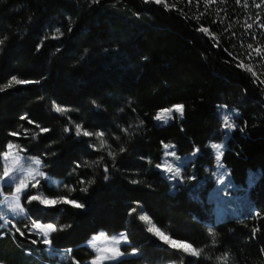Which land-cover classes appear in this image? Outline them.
<instances>
[{
    "label": "trees",
    "instance_id": "trees-1",
    "mask_svg": "<svg viewBox=\"0 0 264 264\" xmlns=\"http://www.w3.org/2000/svg\"><path fill=\"white\" fill-rule=\"evenodd\" d=\"M260 1L246 34L234 22L244 9L233 0L220 13L150 0H0V176L8 145L20 143L60 182L40 194L83 205L45 210L32 194L22 197L30 221L56 226L53 251H70L54 262L92 260L83 245L101 231L123 233L121 252L136 253L111 264H264V84L237 62L249 45L264 50ZM13 78L30 83L7 87ZM53 103L67 110L58 113ZM178 105L182 116L155 122ZM221 106L238 111L228 132ZM77 125L93 135L77 136ZM33 133L35 140L24 139ZM223 141L221 162L250 204L215 224L207 200L215 185L205 178L215 163L210 144ZM169 143L179 156L196 153L184 183L157 170ZM190 172L204 183L195 197ZM141 215L198 255L160 245ZM42 250L6 233L0 264L51 263Z\"/></svg>",
    "mask_w": 264,
    "mask_h": 264
},
{
    "label": "rangeland",
    "instance_id": "rangeland-1",
    "mask_svg": "<svg viewBox=\"0 0 264 264\" xmlns=\"http://www.w3.org/2000/svg\"><path fill=\"white\" fill-rule=\"evenodd\" d=\"M150 1L154 2V0ZM229 1L230 0H161L160 4H163L165 8L170 9L176 7L177 4L186 3L193 5L194 9H210L216 10L217 13H220L228 9L227 4ZM233 1H235L234 9H244V16L241 19L235 18L234 22L238 21L240 29L243 32H246V34H249V31L252 29L254 24L257 25L256 20H254V15L250 9L261 7L262 1ZM256 49L257 48L253 45H251V47H247L242 58L237 59V62L243 71L249 73L255 78L257 82L264 84V50L259 48L260 52L257 53ZM175 107L168 109H174ZM168 109L161 110L157 113V115L161 116L160 120L155 119V122L158 125H168L173 121L175 115H180V113L177 112L169 113L167 112ZM234 110L227 109L226 106H221L220 108L222 124L226 132L230 131L235 114L238 113L236 109ZM28 135L25 136L24 139L32 141L35 140V133L30 134L29 136ZM225 141L222 143L210 144V147L214 151L215 163L212 169H206V181H213L215 185L207 199L208 201L213 202L214 205L215 224L228 214H239L250 204L248 195L244 196V194L241 192V186H238L232 181L228 170L221 162V153L224 149ZM163 151L164 155L161 164L157 166V170L163 172L173 184L184 183V166L190 161L194 160L196 153L179 156L176 152L175 146L170 143L163 145ZM36 159L40 158L30 155L27 148L17 142L9 144L6 152L3 155L2 160L4 173L0 176V229L5 231V233L0 235V238L4 237L6 233L10 235L18 234L24 239L37 243L43 247V254L47 257V259L52 261L48 264H59L54 262L55 259L61 262L66 261L67 255L70 253V251H53L49 241V237L53 232L47 230V224L39 223L41 227L36 228L34 226L36 223L29 220L21 201L22 197L29 193L32 195H37L41 198L50 199L40 194L39 191H41V187L46 185L53 186L54 188L58 189L60 186L59 181L51 179L43 173L42 162L40 165H36ZM253 177L254 174L249 176V182H252ZM187 183V186L190 187V191L193 193L194 197L197 194V190L202 186V184L204 185L203 180L197 179L191 172L187 176ZM33 184H36V187H33ZM17 188H21V191L17 192ZM37 202L39 203V200H37ZM17 204H19L18 208L15 207ZM40 206L45 210L51 209L45 208L43 205ZM21 209H23V211H21ZM143 222L147 225L148 229L156 228L149 221ZM150 234L152 238L160 245L172 248L170 245L164 244V242L160 240V238L153 232H150ZM96 236H100L101 239L96 240ZM45 241H47V243H45ZM126 243V238L123 233L114 236H107L104 232L100 231L96 235L91 236L90 239L84 244L86 249L93 253L94 258L83 264H92V261L100 256L105 257V259H103L100 264H111L119 261L122 258L136 256V253L124 255L121 252V247ZM93 244H95V248L91 247ZM109 249L112 251H107ZM177 250L183 252L182 249ZM27 254H30V252L27 251ZM185 254L192 256L190 253Z\"/></svg>",
    "mask_w": 264,
    "mask_h": 264
},
{
    "label": "snow or ice",
    "instance_id": "snow-or-ice-1",
    "mask_svg": "<svg viewBox=\"0 0 264 264\" xmlns=\"http://www.w3.org/2000/svg\"><path fill=\"white\" fill-rule=\"evenodd\" d=\"M154 2L156 4H160L161 3V0H154ZM59 31V30H57ZM199 31L201 32H207L208 30L206 28H200ZM0 43H2V41H0ZM249 47H251V45H249ZM256 52L259 53L260 52V49L257 48L256 49ZM250 71V69H249ZM27 83H30L29 81H25V80H20V79H15L13 78V81L12 83L8 84L7 87H11L12 84H17V85H20V84H27ZM53 109L58 112V113H63L65 112L67 109L65 108H62V107H58L55 103H53ZM167 112L171 113V112H177V113H180L181 116L183 114V106L182 105H178L176 106L174 109H168ZM156 120H160L161 119V116L160 115H157L155 117ZM46 131V129H45ZM83 135L85 137H88V136H92L93 133L92 132H89V131H83L81 132V128L79 125H77L76 127V135L77 136H80V135ZM96 136H102L103 133H96L95 134ZM109 155H111V153H109ZM41 161L40 159H36L35 160V164L36 165H40ZM105 179H107V177H105ZM132 183H139V181H132ZM33 187H36V184H33L32 185ZM87 189H82V191H86ZM21 191V188H17V192H20ZM30 201H37L39 200V203L40 205H43L45 208H53L54 206H56L57 204H71L73 208H81L83 207L82 204L80 203H77L76 201L74 200H68V199H46V198H41L37 195H31L29 197ZM15 207H19V204L15 205ZM21 211H23V209H21ZM139 219L141 221H148V217L146 215H141L139 217ZM34 226L36 228H40L41 225L39 223H36L34 224ZM46 228L47 230L49 231H52V232H55L56 231V226L52 223H48L46 225ZM149 232H153L156 236H158L160 238V240H162L164 242V244L166 245H170L173 249H182L183 252L185 253H190L193 257L197 256L198 253L197 251L193 248V246L189 243H178L175 239H171L169 238L168 236H166L163 232H161L159 229H156V228H149L148 229ZM96 240H100L101 237L100 236H96L95 237ZM45 243H47V241H45ZM92 248H95V244L91 245ZM107 251H112L111 249L107 250ZM105 259V257H97L95 260L92 261V264H100V262Z\"/></svg>",
    "mask_w": 264,
    "mask_h": 264
}]
</instances>
